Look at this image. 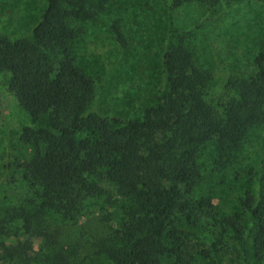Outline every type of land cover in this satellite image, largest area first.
Segmentation results:
<instances>
[{"label":"trees","instance_id":"16d2710c","mask_svg":"<svg viewBox=\"0 0 264 264\" xmlns=\"http://www.w3.org/2000/svg\"><path fill=\"white\" fill-rule=\"evenodd\" d=\"M224 1L239 0L171 4ZM104 9L105 0H45L29 33L0 34V73L30 118L19 141L32 147L12 173L23 194L0 205V251L9 241L30 250L38 216L75 223L83 205L97 206L112 191L118 215L104 210L111 233L98 243L110 264H264V163L249 172L253 188L234 191L235 207L212 203L196 163L199 148L209 145L223 166L248 131L264 124V50L255 53L249 76L231 79L232 94L214 106L209 72L178 34L161 55L158 95L142 117L100 115L88 110L94 79L76 66L71 49L77 23ZM111 29L123 45L119 25ZM16 221L20 233L12 229ZM47 257L69 264L59 252Z\"/></svg>","mask_w":264,"mask_h":264},{"label":"rangeland","instance_id":"374dc122","mask_svg":"<svg viewBox=\"0 0 264 264\" xmlns=\"http://www.w3.org/2000/svg\"><path fill=\"white\" fill-rule=\"evenodd\" d=\"M44 7L45 0H0V34L15 38L23 31L29 33ZM113 23L120 27L123 45L114 39ZM77 24L81 32L72 41L71 54L76 66L93 77L95 86L88 110L122 120L140 119L144 108L156 100L162 80L160 58L178 34L186 39L196 65L209 72L208 102L214 106L232 94L231 79L249 76L255 53L264 50V3L258 0L179 7L172 6L171 0H105V9L95 18ZM7 78L0 73V205L16 202L23 194L12 173L32 152L18 134L21 123H30V118L7 91ZM261 162L264 124L248 131L223 166L216 163L209 145L199 148L196 159L212 203L232 207L236 206L234 191L253 188L249 172ZM99 200L97 206L83 205L75 223L50 213L38 216L32 248L25 251L9 241L5 244L9 249L0 251V264H50L47 254L57 252L69 264H110L98 243L111 233L105 211L118 215L119 199L110 191ZM12 229L20 233V223L13 222Z\"/></svg>","mask_w":264,"mask_h":264}]
</instances>
